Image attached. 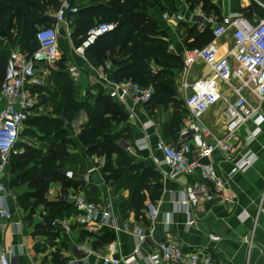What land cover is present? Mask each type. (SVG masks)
I'll list each match as a JSON object with an SVG mask.
<instances>
[{"label":"crops","instance_id":"obj_1","mask_svg":"<svg viewBox=\"0 0 264 264\" xmlns=\"http://www.w3.org/2000/svg\"><path fill=\"white\" fill-rule=\"evenodd\" d=\"M58 1L61 3L63 0ZM206 1L211 9L209 14L205 11L203 2L197 6L192 0H174L177 13H182L183 9L189 16H193L195 9L202 6L207 16L217 21L231 14H252V17L255 14L253 11H248L253 5L242 3L240 0ZM71 2L74 5L80 2L79 4L86 8L92 0H71ZM102 4L104 2L100 1L93 5ZM55 11L49 12V15ZM164 13L154 8L151 11V17L157 21L164 32L163 38L170 43L169 52L181 58L182 51L194 41L188 38V31L192 28L185 24L174 25L166 22L163 19ZM74 19L73 17L70 20L72 34ZM58 32L60 58L57 63L65 60L70 78L68 67L75 65L79 68L80 80L78 83L72 82L76 89V97L93 105L92 96L95 97L99 93L108 95L107 85L99 78V75H107L108 80L114 81V65L111 63V71H107L105 66L94 67L87 59L84 60L75 52L73 35L67 36L64 26H60ZM215 45L221 52H224L232 46V41L227 38L216 42ZM68 47L73 50L69 52ZM8 49L10 52L11 48L8 47ZM49 67L39 66L37 69V74L45 82L42 86L43 90L40 87L29 86L30 91L38 100L44 94L51 95L56 91L55 76L60 69L50 70ZM205 72V69L204 72L201 69L199 74L192 72L191 81L199 79ZM177 91L184 101L180 86ZM56 95L57 91L53 99ZM52 100L42 103L39 100L36 108L32 110L26 123V129L16 146L18 148L4 170L3 182L7 193L3 205L11 212L12 219L0 229V252L5 248L14 247L16 255L12 259V264H58L63 259L67 261V264H104L106 263L104 259L108 258L128 259L135 254L136 247L131 232L137 227L145 228L148 234V243L142 247L140 256H137L139 264H148L147 258L156 253L158 245L164 241L175 242L188 253L201 251V258L209 256L217 264H264V123L260 126L259 134L250 142L248 134L256 129L254 123L249 121L239 129L232 140L235 147L233 162L227 161L220 152H215L212 156L218 175L226 182V192L234 199V203L227 204L215 198L212 201L201 199L198 205L182 206L180 203L186 188L200 182L199 175L177 174L169 167L158 166L154 162V157L159 160L163 159L158 149L159 137L172 145L179 143V139L175 140L171 128L173 119L171 105L164 106L158 103L152 111H148L142 107H123L112 100V104L116 105L124 116L121 123L113 124L112 134L119 136L116 144L127 154L132 161L131 166L135 169L132 176L126 177L127 175L124 174L125 176L116 179L111 176L110 172L105 171L106 157L91 155L88 152L89 149L79 142L78 137L89 122L87 111L81 110L70 123L64 115L59 117L54 113L51 106ZM253 102L255 103L256 100L253 99ZM47 106L50 111L46 108ZM224 110V105L219 103L203 117L205 125L219 137L224 135L227 128ZM262 112L264 114V104ZM58 117L68 131V139L74 141V145L68 148V153L73 160H67L64 163L65 176L67 180H70L67 182H72L67 188H64L60 182L49 180L40 183L37 180L44 164L50 161L54 152L51 145V141H54L53 134L49 136L47 132L49 131L48 124ZM109 117L110 115H106V118ZM42 122L45 123L42 131L49 139L46 137V139L39 140L30 137V141L26 140L27 137L24 135L28 131L29 124H41ZM146 137L149 147L139 150L136 145L137 141ZM27 148H32L35 153L31 154ZM248 151L255 156L254 163L246 172L237 173L230 179L234 163L241 160ZM116 158L117 156L114 155L111 162L117 170ZM147 170L160 176L161 190L159 192L153 188H144L140 184L139 178L145 176L149 185L152 187L155 185L156 182H152L151 174ZM68 172L78 175L79 185L67 177ZM95 175L100 176L102 184L94 182ZM41 189H44L43 200L46 205L40 204L34 210L25 211L19 204L20 198L29 197L31 201H35V194ZM80 192L103 208L111 207L116 218L117 229L112 226H103L97 234L89 235L76 226L71 227L70 230L53 227L54 221L62 219L60 216L64 218L76 215L73 204L62 203L60 197L64 194ZM137 193L142 201L140 212H137L134 207V204L136 205L134 194ZM47 205H50V208ZM150 205L158 209L155 220L148 217ZM62 206L64 209L61 208ZM260 206L262 211L259 213ZM52 213L54 218L46 222L44 218ZM138 213H141V216ZM210 235L219 236L221 240L213 242ZM88 238H90L89 246L97 254L78 261L77 256L71 252V247L85 242Z\"/></svg>","mask_w":264,"mask_h":264},{"label":"built area","instance_id":"obj_2","mask_svg":"<svg viewBox=\"0 0 264 264\" xmlns=\"http://www.w3.org/2000/svg\"><path fill=\"white\" fill-rule=\"evenodd\" d=\"M80 1V0H76ZM242 3L257 5L264 10V0H240ZM79 13L78 5L71 0H63L60 7L50 17L53 25L39 28L36 39L39 48L32 54L18 49L9 52L5 76L0 90V229L12 219L11 212L3 205L7 193L3 182L4 170L10 157L16 151L20 137L26 129V123L34 108L37 106L36 96L30 91L31 87H42L44 79L37 74L39 66H50L58 62L59 39L58 28L64 26L67 36H72L70 20ZM163 19L174 25L185 24L189 28H197L200 33L211 29L213 41L206 47L198 49L185 48L181 53L183 70L180 73V91L184 99L189 118L179 133V143L172 145L159 137L158 149L163 159L154 157L158 166L165 165L173 172L182 175H199L201 181L188 186L181 199V205H198L201 199L220 201L233 204L234 199L226 192V182L219 177L212 161L215 152L224 155L227 161L233 162L234 144L239 129L252 121L256 126L248 134L252 141L260 132L264 123L262 105L264 104V17L256 14L250 19L242 14H231L216 20L208 17L202 6L195 9V14L186 18L181 13L167 12ZM117 28L116 23H102L91 28L80 47L75 52L86 60V50L106 34ZM231 39L232 46L224 52L216 47V42ZM204 67L206 72L194 82L191 81L193 69ZM69 71L74 83L80 80L81 72L75 65H70ZM107 71L112 70V64L105 65ZM155 73V70L153 71ZM108 88V95L123 107L145 108L155 95L153 86L144 87L128 79L116 83L107 79V75H99ZM232 99H234L232 101ZM253 99L256 102H253ZM222 103L225 107L226 131L223 136L215 135L203 122V117L213 107ZM139 150L149 147L147 137L137 141ZM255 156L248 151L242 159L236 161L230 173V179L237 173L246 172L254 163ZM162 169V168H160ZM165 175L166 173L163 172ZM74 179L75 174L67 173ZM60 201L73 204L75 216H66L52 223L53 227L70 230L80 227L89 235L97 234L103 226L117 229L116 218L111 207L103 208L91 201L84 193L62 195ZM148 217L155 220L158 209L149 206ZM262 207L259 208V213ZM192 223V222H191ZM190 223V224H191ZM135 242L134 256L124 259H104V264H139L142 247L148 243V234L143 227H137L131 232ZM213 242H219L221 237L210 235ZM85 242L71 247V252L83 261L96 255ZM249 241V240H248ZM16 255L14 247H8L0 252V264H12ZM148 264H217L213 258H201V251L185 252L175 242H161L156 253L147 258Z\"/></svg>","mask_w":264,"mask_h":264},{"label":"trees","instance_id":"obj_3","mask_svg":"<svg viewBox=\"0 0 264 264\" xmlns=\"http://www.w3.org/2000/svg\"><path fill=\"white\" fill-rule=\"evenodd\" d=\"M103 1L104 4L94 6L96 2ZM191 1V0H188ZM195 5L204 3V9L209 14L211 11L206 0H192ZM80 3V2H79ZM78 3L79 13L74 16L73 40L76 48L80 47L87 36L88 31L102 23H116L117 28L100 38L95 45L86 50L85 56L89 63L99 68L107 63H114V81L122 83L133 79L144 87L153 86L155 95L153 100L146 105V110L152 111L158 103L164 106L171 105L173 108V119L171 123L175 140L179 139L181 128L189 118V112L185 103L178 95L175 87V78L183 70V61L169 52L170 43L163 38L161 27L151 17L154 8L164 12H176L174 0H92V3L83 7ZM77 4V3H76ZM80 5V6H79ZM60 7L58 0H0V90L3 83L6 66L9 57V48L18 49L24 53L32 54L39 48L36 34L40 27H50L53 19L49 12ZM253 11L259 17H264V10L253 5L248 11ZM251 19V15L244 14ZM251 16V17H250ZM4 34L3 38L1 34ZM188 38L194 39L188 44V49H201L206 47L213 40L211 29L200 33L196 28L189 29ZM5 69L1 75L2 69ZM60 70L55 76L57 95L51 101V106L57 116L64 115L68 122H72L81 110H86L89 122L79 135V142L93 155H104L106 157L105 171L111 176L119 177L132 176L135 172L131 166L132 161L127 154L116 144L118 135L112 134L114 123H121L124 120L122 111L112 104V98L99 93L93 98V105L77 99L74 82L67 72L65 60L57 63ZM155 70V73L153 72ZM43 90V87H40ZM106 115H110L106 118ZM58 119L51 121L49 135L53 134L54 141H51L53 154L50 161L44 164L43 170L37 180L60 182L64 188L70 187L72 182H67L64 163L73 160L68 153V148L74 145V141L68 139V131L64 128L63 121ZM45 124L44 122L41 123ZM14 153L11 155L13 157ZM116 155L118 169H114L111 159ZM150 172L152 182L149 185L145 176L139 178L142 187L147 189L161 190L159 184L160 176ZM148 176V174L146 173ZM80 184L78 175L72 179ZM71 180V181H72ZM151 183V181H150ZM44 189L35 194L36 200L31 201L29 197H21L20 206L25 210H34L40 204H45ZM134 207L137 212L142 208V201L139 193L134 194ZM50 208V205H47ZM64 209V207H61ZM141 216V213H138ZM60 216V215H58ZM54 218L53 213L46 216L44 220L50 222ZM63 218V216H60ZM65 259L58 264H67Z\"/></svg>","mask_w":264,"mask_h":264},{"label":"rangeland","instance_id":"obj_4","mask_svg":"<svg viewBox=\"0 0 264 264\" xmlns=\"http://www.w3.org/2000/svg\"><path fill=\"white\" fill-rule=\"evenodd\" d=\"M182 11V15H184L186 18H189V15H188V13L186 12V10H181ZM68 50H69V52H70V50H73V48H70V47H68L67 48ZM65 51H66V49H65ZM74 52V51H73ZM75 54V53H74ZM56 69V70H58V69H60L59 68V66H58V64H54V65H50V67H49V69L51 70V69ZM4 69H5V64H4V68L2 69L3 71L1 72V75H3V72H4ZM201 69L203 70V72H204V68H201V67H199V66H196L194 69H193V73L194 74H199V73H201ZM54 72V71H53ZM52 72V73H53ZM180 79H181V77L180 76H177L176 78H175V81H176V84H175V87H176V89H178L179 90V86H180ZM2 85V84H1ZM55 93H56V91H55ZM55 93L53 94V93H51V95H49V94H44L42 97H40V101H41V103L42 102H45V101H48V100H52L53 99V97H54V95H55ZM78 93L80 94V92H79V90H78ZM36 100H37V105H38V102H39V100H38V98H36ZM47 109H48V111H50V109L48 108V106L46 107ZM45 128V126L44 125H42V124H33V123H30L29 124V128H28V131H27V133L24 135V136H26L27 138H26V140H29L30 141V137L31 138H34V139H46V137H47V134L49 135V133L47 132V134L46 133H44L43 131H42V129H44ZM50 136V135H49ZM48 138V137H47ZM49 139V138H48ZM20 146V145H19ZM18 148V147H17ZM16 148V149H17ZM16 151V150H15ZM26 151V150H25ZM27 151L28 152H30L31 154H34L35 153V150H33L32 148H27Z\"/></svg>","mask_w":264,"mask_h":264},{"label":"water","instance_id":"obj_5","mask_svg":"<svg viewBox=\"0 0 264 264\" xmlns=\"http://www.w3.org/2000/svg\"><path fill=\"white\" fill-rule=\"evenodd\" d=\"M1 36L4 38L5 35L2 33ZM114 65H116V62L113 63ZM94 182H98V184H102V179L100 178L99 175H95V179H94Z\"/></svg>","mask_w":264,"mask_h":264}]
</instances>
